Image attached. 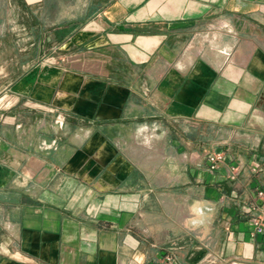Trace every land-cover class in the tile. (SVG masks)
I'll list each match as a JSON object with an SVG mask.
<instances>
[{
    "label": "crops",
    "instance_id": "obj_1",
    "mask_svg": "<svg viewBox=\"0 0 264 264\" xmlns=\"http://www.w3.org/2000/svg\"><path fill=\"white\" fill-rule=\"evenodd\" d=\"M57 1L0 0V54L19 55L14 78L0 64V264H264V0ZM155 117L226 130L227 152L155 185L116 139ZM158 188L179 222L145 208Z\"/></svg>",
    "mask_w": 264,
    "mask_h": 264
},
{
    "label": "rangeland",
    "instance_id": "obj_2",
    "mask_svg": "<svg viewBox=\"0 0 264 264\" xmlns=\"http://www.w3.org/2000/svg\"><path fill=\"white\" fill-rule=\"evenodd\" d=\"M66 1L70 0H58L57 4L66 3ZM2 2V1H1ZM48 13L50 11H54L56 8H48ZM65 9V10H64ZM67 12V8L61 9ZM82 8L76 6L74 11L69 9L71 13H77V11H81ZM48 14V15H49ZM7 15V19L5 18V23L3 22V16ZM6 17V16H5ZM16 12L11 8L7 10L6 8L0 6V47H3L4 42H8V37L5 40L2 39L3 32L4 35H8L10 28L14 30V26L16 25ZM11 47L13 48V39H11ZM47 49L45 50L46 54L42 58L43 66H59L62 64L60 59H58L57 55L52 52H49ZM10 60L11 63V78H14L19 72L15 69V63L19 60V55L14 54L12 50V54L10 56L0 54V64ZM29 61V58H28ZM65 62V60L63 59ZM62 66V65H61ZM64 67V66H63ZM3 92L0 93V113L2 108V100L1 95ZM56 107V106H52ZM55 109V108H54ZM56 115L54 117V123L58 126H64L66 123V116L62 113V110L55 111ZM2 115L0 114V119ZM151 121V122H150ZM147 123V124H146ZM140 126H133L123 134L118 136L117 141H123V148L124 151L128 153V155L137 158L139 161V169L140 172L146 174L149 177L150 181H154L155 185H162L166 183L169 178H175L179 175L180 170L184 172L183 169H180L178 166V160L180 158H184L186 156L187 161L194 160L198 157L199 152H203L206 154L215 151L216 148L222 149L220 152L224 155L227 150L223 148L224 141L229 138V132L226 130H217V128L213 127H206L200 132V129L196 130L193 124L189 122H184L183 120L171 121L168 122L161 118L155 117L154 120H142L139 122ZM142 125V126H141ZM145 125H148L147 127ZM117 137V136H116ZM197 139V140H196ZM202 140V149H197V142ZM134 142H137L133 145ZM50 144L54 146L55 142H49L45 146ZM135 148L137 149V154L135 152ZM214 149V150H213ZM165 156V160L162 162V157ZM206 157V156H205ZM154 160V162H153ZM159 167L156 165L159 164ZM188 164H192L191 162ZM191 166V165H190ZM193 167V165H192ZM170 170V174H169ZM189 185V184H188ZM172 189H176L178 191V185L171 184ZM159 193L156 195L158 199H152L151 194L147 195V199L144 202V206L146 208L147 204L149 206H153L157 213L162 212H170L172 213V221L171 223L179 222V214L182 210L179 208L184 205H181L178 199H174L169 197L167 194H163L161 192V188L157 189ZM182 190V189H181ZM180 190V191H181ZM193 191V190H192ZM193 200L187 202V208L192 207ZM162 218V217H160ZM162 223V220L161 222Z\"/></svg>",
    "mask_w": 264,
    "mask_h": 264
},
{
    "label": "built area",
    "instance_id": "obj_3",
    "mask_svg": "<svg viewBox=\"0 0 264 264\" xmlns=\"http://www.w3.org/2000/svg\"><path fill=\"white\" fill-rule=\"evenodd\" d=\"M206 158L209 161V167L212 169L216 163L223 158V154L220 151H212L206 154ZM234 170L235 166H231ZM236 173V170L234 171ZM253 214L251 221L255 225V230L260 232L264 228V190L257 189L254 196L251 198V208ZM162 263L160 264H176V254L174 251L164 252L162 257Z\"/></svg>",
    "mask_w": 264,
    "mask_h": 264
},
{
    "label": "bare ground",
    "instance_id": "obj_4",
    "mask_svg": "<svg viewBox=\"0 0 264 264\" xmlns=\"http://www.w3.org/2000/svg\"><path fill=\"white\" fill-rule=\"evenodd\" d=\"M229 31H230V30H229ZM192 43H193V42H192ZM193 47H194V46H193ZM193 47H192V48H193ZM189 57H190V56H189ZM184 59H185V56H184Z\"/></svg>",
    "mask_w": 264,
    "mask_h": 264
}]
</instances>
